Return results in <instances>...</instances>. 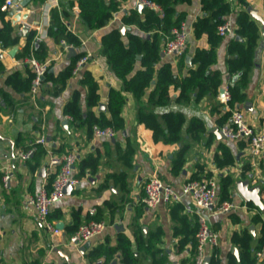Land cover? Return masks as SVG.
<instances>
[{"label":"crops","instance_id":"crops-1","mask_svg":"<svg viewBox=\"0 0 264 264\" xmlns=\"http://www.w3.org/2000/svg\"><path fill=\"white\" fill-rule=\"evenodd\" d=\"M59 1L29 0L21 12L19 22L15 23L9 13L5 17L11 21L14 26L13 35H19V39L13 47L16 50L14 56L9 55L12 48L0 55V92L9 98L8 102H4L0 95V175L3 176L7 172L9 176L6 188L2 185V180L0 181V264H121L123 257L118 248L119 236L129 242L135 264H152L160 259L158 255L152 258L147 248L161 251L160 257L162 260L164 258L161 264H192L191 245L188 242L183 243L181 235H175L169 205L161 204L149 209L141 202L144 195L143 185L152 175L158 176L176 191H180L184 182L193 176H215L219 179L221 176L230 175L234 180L230 191L234 208L229 213L198 209L188 196H183L177 203L182 205V215L188 219L204 217L210 229L217 234V247L204 248L207 262L228 264L229 254L238 258V249L231 243L232 235L248 230L253 239L257 240L264 226V158L254 168L246 152V142L227 140L219 134L220 128L229 122V118L222 119L223 115L230 111L221 99L220 90L227 89L228 85L236 82L241 75V72L229 75L225 64L227 44L235 37L237 11L241 8V3L245 2L257 11L264 21L263 0H227L230 6L235 7L226 17L233 27V32L223 37L217 48V61L211 67L221 74L222 83L218 96L204 97L198 102L193 96L189 102L178 104L174 102L177 89L171 87V102L167 107L157 110L159 113L178 112L184 117L182 142L190 144V148L185 164L178 174L172 173L171 161L179 149V144L166 145L154 141L152 131L137 122L139 104L131 94L124 93L125 105L121 110L123 128L112 138H87L85 131L74 128L63 113L64 105L74 91L79 92L81 109L83 113L86 112L87 89L80 79L82 72L87 71L98 87L99 102L92 110L96 114L103 112L108 116L106 105L109 90H119L121 83L107 70L104 60L99 56L100 41L114 29H118L121 34L130 31L141 37L146 36L137 27H127L122 22L124 13L136 9L137 1H120L119 10L105 26L86 31L78 19L77 1L74 0V15L63 20L80 41V47L74 48L76 55L73 57H68V49L73 48L69 43L65 42L67 47L64 48L62 41L55 43L47 35L49 10L57 7ZM176 14L184 15L183 23L188 33L184 61L180 64V56L161 55L159 65L169 62L174 74L179 78L186 76L192 68L195 48H206L208 43L204 35L200 39L193 36V25L203 16L202 0H190L188 4L177 5ZM24 15L27 16L25 19L22 17ZM257 25L259 37L255 65L244 90L245 100L237 106L244 112L250 125L257 131L264 132V25L260 22H257ZM30 31L36 32L33 44L43 41L47 46L45 62L54 75L69 66L71 60L80 52L89 58L77 74H72L64 90L56 97H45L46 102L43 105L28 99L23 93L15 92L6 84L7 77L14 72L21 73L22 81L27 77L25 71L28 65L25 59L16 56L25 46ZM42 31L43 36H37ZM153 85L154 82L150 88ZM145 100L146 95L143 97V101ZM194 120L200 121L203 126L199 141L191 140L187 133ZM39 133L47 139V145L43 147L45 153L38 160L22 161L17 158V153L25 151L32 142L34 143ZM116 144L121 149H125L128 144L133 146L131 168L126 169L119 161ZM69 151L75 152L78 159L98 152L101 156L100 163L96 173L79 178V184L55 203L51 208V220L55 224L63 223L61 231L64 239L70 235L69 228L75 223L73 212H79V224L98 215V220L105 221L106 226L101 233L79 247L65 244L52 247L47 234L36 221L35 210L29 198L35 196L42 186L48 189L50 184L51 187L53 170L48 165L50 158ZM224 154L226 158H231L233 163L217 167L215 158H221ZM77 171L78 167L75 166L74 175ZM121 172H125L127 176L125 189L120 181L115 180V176ZM107 176L109 178L106 182ZM239 180L248 181L250 187L256 186L259 189L261 207L254 205L256 209L247 205L236 189V182ZM103 184H106L105 188H101ZM255 216H259V221H255ZM99 246L115 251L107 260L103 257L94 261L88 258V254ZM256 264H264V261Z\"/></svg>","mask_w":264,"mask_h":264},{"label":"trees","instance_id":"trees-1","mask_svg":"<svg viewBox=\"0 0 264 264\" xmlns=\"http://www.w3.org/2000/svg\"><path fill=\"white\" fill-rule=\"evenodd\" d=\"M78 6V19L86 31L100 29L105 26L113 14L119 10L120 1L122 0H76ZM155 2L161 9L162 14L155 12L150 8L141 10L131 9L124 13L122 22L127 27H137L141 32L146 34L145 37L136 35L130 31L121 34L118 29H114L104 35L100 41L99 56L105 62L107 70L121 83L119 90L110 89L106 112L96 114L92 109L97 107L99 102L98 87L89 72L83 71L80 82L87 89L86 112L83 113L80 104V95L74 91L69 101L64 105V115L70 117V123L74 128L83 129L87 138H92V128L109 127L114 134L123 128L121 110L125 105L124 93H129L138 102L137 122L143 124L153 133L154 141H160L163 144H179V149L174 153L171 161V171L178 174L185 164L190 144L183 143L181 134L182 127L185 123L181 113L168 111L159 113L157 110L165 108L171 102L170 88L177 89V95L174 102L178 104L187 103L193 97L195 101H200L204 97L215 98L218 96L219 87L221 86V74L211 67L217 61V48L222 43L223 37L217 33V27L221 25L226 17L232 12L231 6L227 0H202L203 16L198 18L193 25V36L200 39L203 35L207 38L208 47H196L192 56V68L184 77H177L169 62H161V51L163 50L166 38L170 35V30L179 27L184 22L183 14H176V6L188 4L190 0H150ZM4 0H0V47L4 50L13 48L18 43L19 35H13L14 26L9 19H5L8 12L2 11L1 7ZM249 5L241 3V8L237 11L235 19V37L231 39L226 48L225 64L229 75L241 72L240 78L228 85L227 92L230 99L226 106L231 110L235 105L241 104L245 100L244 90L249 83V75L255 65V55L257 40L259 37V27L255 20L248 12ZM264 10V0H263ZM74 15V0H60L57 7L49 10V23L47 26V35L55 43L66 42L73 48L80 47L79 39L68 29L63 20ZM35 31L28 33L27 42L22 50L17 54V58L26 59L34 57L39 62H45L48 48L43 41L33 44ZM84 55L80 52L69 66L63 71L54 75L47 71L41 81L35 102L43 105L45 97H56L66 87L67 82L72 77V70L76 60ZM184 55L180 56L179 63H183ZM26 78L22 81L20 72L10 74L6 79V84L15 92L27 95L31 99L30 89L34 77L32 69L27 66ZM2 69L0 65V70ZM154 82L152 88L151 85ZM150 89V90H149ZM148 92V93H147ZM0 95L4 102L9 98L3 92ZM146 95V100L143 97ZM9 105V103H7ZM219 106V105H218ZM219 107H223L220 105ZM230 118V111H226L223 120ZM37 129V127H35ZM202 123L198 120L191 122L187 133L191 140H200ZM243 141V140H242ZM245 142V141H244ZM246 145V143H245ZM35 147L29 159L38 160L45 150L40 145L33 142L25 149ZM118 159L122 165L129 169L132 165V156L134 148L130 144L125 149H121L116 144ZM100 154H90L83 159H78V167L75 178L79 179L86 174L96 173L99 163ZM38 162H36L37 164ZM233 160L226 158L224 154L221 158H215V165L223 167L231 165ZM209 175V174H208ZM244 176V174H243ZM2 174L0 175V181ZM109 176L106 177V182ZM202 177L193 176L191 180H199ZM127 176L125 172L115 176V180L123 184L124 189L127 187ZM234 180L230 175L221 176L217 188L218 201H231L230 191L233 188ZM103 184L101 188H105ZM50 190V184L48 186ZM248 206L256 208L253 203L246 202ZM171 219L174 223L175 235H181L182 242H188L191 245V252L194 257L196 239L195 234L198 229L197 217L188 219L182 215V205L173 203L169 205ZM257 209V208H256ZM98 216V215H97ZM97 216L90 217L89 220H98ZM49 219L51 216L49 215ZM74 225L69 228V233L75 232L79 224V212H73ZM85 221V222H87ZM255 221H259V216H255ZM231 243L238 249V258L234 255H228V264H256L255 253L264 246V226L261 230V236L254 240L248 230L241 233H234L231 237ZM118 248L122 253L121 264H135L134 253L130 250L129 242L123 236L118 238ZM152 258L157 255L160 259L152 264H161L164 262L160 257L161 251L147 248ZM115 249H108L104 246L94 248L88 258L96 260L100 257L106 260L110 258Z\"/></svg>","mask_w":264,"mask_h":264},{"label":"built area","instance_id":"built-area-1","mask_svg":"<svg viewBox=\"0 0 264 264\" xmlns=\"http://www.w3.org/2000/svg\"><path fill=\"white\" fill-rule=\"evenodd\" d=\"M137 4L143 5L147 8L153 9L155 12L162 14L160 7L150 0H136ZM254 0H249L253 2ZM19 5L18 0H4L1 7L2 11L13 10ZM234 5H231V11H234ZM45 14V18H46ZM233 32V27L228 19H226L221 25L217 27V33L219 36L225 37ZM37 36H43V31ZM187 38L188 33L186 31L185 24L182 22L179 27H174L170 30V35L166 38L163 46L162 53L167 56H182L187 50ZM41 39V37H40ZM62 47L66 48L65 42H61ZM6 53L4 49L0 47V55ZM88 56H80L73 67L72 74H77L88 62ZM25 62L34 74L31 83V99L35 101L42 79L48 68L47 62H39L34 57L25 59ZM222 101L227 103L230 99L227 89L224 90ZM67 120H71L70 117H66ZM219 134L227 140L238 141L243 140L246 142V152L252 160V166L255 168L258 162L264 158V132L257 131L255 127L249 124L244 112L235 105L230 110V118L227 125L220 128ZM114 131L109 128H99L93 126L92 137L95 138H112ZM35 145L45 147L47 145V139L44 135L38 134L34 139ZM35 147H31L25 151H19L17 158L22 161L28 160ZM78 161V155L69 151L61 156L52 157L49 160V167L53 170V179L51 182L50 190L45 186H42L35 196L30 197L29 200L35 210V218L37 223L43 228L51 246L58 244H65L70 247H79L89 241L91 238L101 233L106 226V222L103 220H89L78 226V228L70 234L67 238H63L61 229L56 227L53 220L49 219L51 208L63 198L65 194V188L71 186L76 187L79 181L74 176V168ZM2 185L6 188L9 176L5 172L1 178ZM219 179L215 176H203L199 180L188 179L184 182L180 191H176L169 184L164 183L158 176L152 175L143 185L144 195L141 199L142 204L149 209H154L157 206L171 205L173 203L180 202L183 196H188L192 200L193 204L198 209L202 210H214L218 213H229L234 204L231 201H218L217 188ZM94 213V210L91 211ZM198 229L195 234L196 247L192 264H218L206 262L204 254V248L215 249L218 245L217 234L213 232L208 226L207 220L198 216L197 218ZM255 260L257 263L264 261V246L255 253Z\"/></svg>","mask_w":264,"mask_h":264},{"label":"water","instance_id":"water-1","mask_svg":"<svg viewBox=\"0 0 264 264\" xmlns=\"http://www.w3.org/2000/svg\"><path fill=\"white\" fill-rule=\"evenodd\" d=\"M19 1V5L14 8L13 10H11L9 12V16L13 17L15 23L19 22L21 20V12L23 10V8L28 4L29 0H18ZM145 8V6L137 4L136 5V9L137 10H141ZM247 12L258 22L262 23L264 25V21L262 19L261 16L258 15L257 11H255L251 6L247 7ZM23 19H25L27 16L24 15L22 16ZM16 53V50L14 48H12L9 51V55L14 56ZM68 57H73L76 55V51L74 48H69L68 49ZM161 55H163V53H161ZM224 92L223 89L220 90V94L222 95ZM73 188L71 186H67L65 188V193H67L69 190H72ZM236 189L239 192V194L243 197V199L246 202H251L253 203L255 206L261 207L262 206V201L260 199L259 196V189L256 186H249L248 181H242L239 180L238 182H236ZM56 227L58 229H63V223L62 222H58L56 224ZM87 245V244H86ZM207 262V260H206Z\"/></svg>","mask_w":264,"mask_h":264}]
</instances>
